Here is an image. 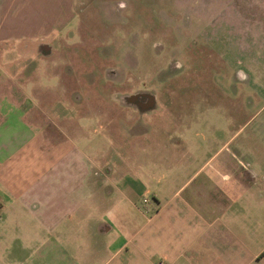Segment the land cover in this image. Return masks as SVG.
Wrapping results in <instances>:
<instances>
[{
    "label": "rangeland",
    "instance_id": "rangeland-1",
    "mask_svg": "<svg viewBox=\"0 0 264 264\" xmlns=\"http://www.w3.org/2000/svg\"><path fill=\"white\" fill-rule=\"evenodd\" d=\"M72 9L62 30L0 48L2 59L17 63L3 70L12 67L25 81V117L49 131L57 124L46 125L47 116L53 123L75 120L84 132L77 138L88 141L104 165L115 170L128 160L150 189L164 169L198 171L195 181L206 171H235L245 188L234 196L232 179L226 192L216 177L215 201L228 196L235 202L229 211L215 207L213 215L245 219L256 234L251 245H257V219L264 218V192L257 186L264 178V145L257 137L264 134L257 128V119L264 122L257 0H73ZM28 60L36 63L33 74ZM50 68L55 79L43 72ZM43 84L50 91L43 93ZM142 94L152 103L138 108ZM186 153L194 159L187 164ZM147 174L152 176L145 180ZM151 197L148 190L140 196L144 219L152 214ZM135 253L129 264L149 263Z\"/></svg>",
    "mask_w": 264,
    "mask_h": 264
},
{
    "label": "crops",
    "instance_id": "crops-1",
    "mask_svg": "<svg viewBox=\"0 0 264 264\" xmlns=\"http://www.w3.org/2000/svg\"><path fill=\"white\" fill-rule=\"evenodd\" d=\"M72 5L73 0H0V48L62 30L73 17ZM257 43L261 57L264 0H257ZM0 58V264H129L135 252L148 264H264V218L257 219L252 247L256 234L245 219L213 215L215 207L229 211L235 202L228 196L215 201V178L234 196L245 188L244 178L210 170L195 181L198 171L164 169L150 189L128 160L115 170L104 165L100 153L77 138L84 132L75 120L53 123L47 116L46 125L57 124L49 131L26 118L25 81L12 67L3 70L17 63ZM26 65L35 73L36 63ZM43 70L55 79L51 68ZM39 87L50 91L46 84ZM29 89L34 97L35 82ZM262 97L257 89L259 102ZM257 128L264 122L257 119ZM258 136L264 145V134ZM185 160L194 159L186 153ZM262 181L257 186L264 192ZM147 190L152 214L144 219L140 196Z\"/></svg>",
    "mask_w": 264,
    "mask_h": 264
},
{
    "label": "flooded vegetation",
    "instance_id": "flooded-vegetation-1",
    "mask_svg": "<svg viewBox=\"0 0 264 264\" xmlns=\"http://www.w3.org/2000/svg\"><path fill=\"white\" fill-rule=\"evenodd\" d=\"M139 97H141L142 99H141V100H138V99L136 98L137 100L135 101V104H136V106H137L138 108H145V107L151 105L152 100L148 101L147 103H146V100H145L147 97L150 98L148 95H143V94H142V96H139ZM134 100H135V97H134V96H130V97L128 98V101L134 102Z\"/></svg>",
    "mask_w": 264,
    "mask_h": 264
},
{
    "label": "built area",
    "instance_id": "built-area-1",
    "mask_svg": "<svg viewBox=\"0 0 264 264\" xmlns=\"http://www.w3.org/2000/svg\"><path fill=\"white\" fill-rule=\"evenodd\" d=\"M156 264H160V263H156Z\"/></svg>",
    "mask_w": 264,
    "mask_h": 264
}]
</instances>
